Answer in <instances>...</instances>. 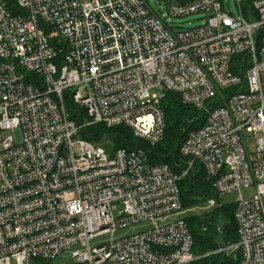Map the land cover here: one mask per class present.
I'll return each instance as SVG.
<instances>
[{
	"label": "built area",
	"instance_id": "1",
	"mask_svg": "<svg viewBox=\"0 0 264 264\" xmlns=\"http://www.w3.org/2000/svg\"><path fill=\"white\" fill-rule=\"evenodd\" d=\"M234 2L238 16L221 0H0V264L193 263L187 217L166 218L189 212L180 181L196 164L238 195V240L210 253L264 264V0ZM168 92L206 114L180 173L84 139L65 102L156 145Z\"/></svg>",
	"mask_w": 264,
	"mask_h": 264
},
{
	"label": "trees",
	"instance_id": "2",
	"mask_svg": "<svg viewBox=\"0 0 264 264\" xmlns=\"http://www.w3.org/2000/svg\"><path fill=\"white\" fill-rule=\"evenodd\" d=\"M59 55L61 59L63 54ZM65 102L70 118L79 126H83L80 133L84 139L98 144L107 137L114 143V149L142 148L150 163H166L177 173H180L181 168L186 165V158L181 154L180 147L188 131L200 127L206 120L203 111L185 104L179 94L168 92L162 100L166 121L164 138L156 145H151L136 137L132 129L125 125L111 128L102 124L87 125L90 119L85 109L77 107L70 97H66ZM180 188L181 200L185 208H192L201 199H214L221 204L215 206L202 218L194 214L187 216L194 237L193 251L200 256L190 264H235L238 253L230 256L210 253L220 244L238 240L235 204L230 206L221 203L213 182L207 178L205 170L199 164H196L194 169L180 181ZM219 219H223V226L218 223Z\"/></svg>",
	"mask_w": 264,
	"mask_h": 264
},
{
	"label": "rangeland",
	"instance_id": "3",
	"mask_svg": "<svg viewBox=\"0 0 264 264\" xmlns=\"http://www.w3.org/2000/svg\"><path fill=\"white\" fill-rule=\"evenodd\" d=\"M148 1L154 9L159 10V9L164 8L166 5H168L169 2H174L177 0H148ZM221 1L224 5V9L227 12L232 13L234 16L239 15L237 8L235 6L234 0H221ZM203 16H204V13H194V14H191V15L186 16V17L172 18V21L177 23L180 26L189 27V26L201 24L203 21ZM156 92H159V91H156ZM18 139H20L19 134H18ZM246 141H247V145L249 146V149L254 150L256 147V136L248 134ZM98 144L102 145L109 152L114 149V143L107 137H104L102 139V141L99 142ZM237 197H238L237 193H232V194H229L226 196H220V201L224 205H230L231 206L236 202ZM215 201L216 200H214V199H205V200L201 199L192 208H190V209L188 208L189 212L187 210H183V211H180L177 213H173V214L169 215L166 219L167 220H175L179 217H187L190 214H194V215L202 218V216L206 215L207 213H210V211L212 209H214V207H215L214 202ZM222 220L223 219H219L218 223L223 226L224 223ZM134 229H136V228L121 231L118 233V236H122L124 234L130 233L131 231H134ZM101 239L102 238L95 240V243L99 242ZM63 260H67L68 262L73 261L70 252H67L65 254L58 256L56 259L53 260V263L54 264H62ZM14 264H16V263H14Z\"/></svg>",
	"mask_w": 264,
	"mask_h": 264
}]
</instances>
